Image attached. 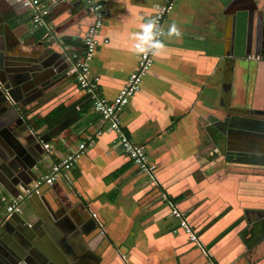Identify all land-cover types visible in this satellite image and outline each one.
Listing matches in <instances>:
<instances>
[{"label": "crops", "instance_id": "crops-1", "mask_svg": "<svg viewBox=\"0 0 264 264\" xmlns=\"http://www.w3.org/2000/svg\"><path fill=\"white\" fill-rule=\"evenodd\" d=\"M95 1L107 17L89 72L96 93L112 101L136 69L132 33L154 18L163 0ZM29 14L0 0V49L20 71L38 61L51 68L43 94L24 113L34 122L64 107L48 127L64 128L49 140L50 153L43 151V172L101 132L66 178L40 189L35 210L48 220L46 200L65 214L94 220L95 233L83 241L97 256L94 264H264V128L247 123L264 120V0H177L166 16L165 31L175 22L182 35L162 37L165 47L152 55L140 89L120 114L121 129L155 167L153 178L119 152L115 134L76 83L71 56L83 52L93 23L81 0L51 8L39 28ZM10 197L0 195V213L2 198ZM20 207L34 213L23 201ZM65 223L49 233L61 254L74 255L77 242Z\"/></svg>", "mask_w": 264, "mask_h": 264}, {"label": "water", "instance_id": "water-1", "mask_svg": "<svg viewBox=\"0 0 264 264\" xmlns=\"http://www.w3.org/2000/svg\"><path fill=\"white\" fill-rule=\"evenodd\" d=\"M8 52L0 49V195L6 193L16 197L43 173L42 145L48 143L64 127L57 126L53 130L44 124L46 132H38L40 128L34 123L30 127L26 117L28 126L25 125V129L21 128L19 121H22L27 109L30 111L33 109L32 104L43 94L47 81L43 80V77L51 68L38 61L26 71H20L23 69L18 68L21 64L6 54ZM46 79L55 81L53 76ZM28 95L32 96L26 98L27 101L32 102L25 105L24 97ZM247 123L254 124L253 128L256 130L262 131L260 127L264 128V120H247ZM249 163L262 164L257 160H251ZM39 195L40 192L38 195L32 193L23 200L34 211L31 217L21 212L3 218L0 226V264L96 263L94 257L97 256L85 249L86 244H83V241L85 242L87 237H92L96 231L94 220L91 218L84 220L80 214L73 211L65 214L66 211L58 210L55 203L51 206L43 199L48 209L47 214L44 212L48 218L46 220L33 205L43 198ZM65 221L72 238L77 242L74 255L61 254L49 233L51 227Z\"/></svg>", "mask_w": 264, "mask_h": 264}, {"label": "built area", "instance_id": "built-area-1", "mask_svg": "<svg viewBox=\"0 0 264 264\" xmlns=\"http://www.w3.org/2000/svg\"><path fill=\"white\" fill-rule=\"evenodd\" d=\"M6 1L20 8L29 10V18L34 28L43 26L51 8L57 7L58 4L63 2V0ZM176 1L177 0H163L162 4L155 8L154 19L163 29L165 18L172 11ZM81 2L91 14L93 23L83 35V52L80 55L73 54L71 56L74 61L72 73L75 75L76 83L79 88L89 96L92 111L107 122L108 129L115 134L116 138L114 143L119 152L126 156L140 171L146 173L150 178H153L155 167L149 163L144 147L131 141L120 127V114L127 105L129 99L140 89L141 80L152 65V55L146 54L139 56L135 71L130 75L126 85L112 101H107L100 97L96 93V84L90 76L89 62L94 56L98 44L97 36L103 27L107 13L95 0H81ZM103 43L106 44V40H104ZM100 134L101 132L98 131L94 134L93 138L88 137L84 142L79 143L76 148L70 149L58 162H53L47 172L38 175L26 190L21 191V194H18L16 197H10L8 201L2 198V201L5 202V209L3 213H0V226L6 215L19 214L22 212L20 205L26 197L32 193L38 195L43 186L49 187L59 178H66V174L71 167ZM42 148L46 154H49L51 151V146L48 143L43 144ZM171 214L179 220V226L189 234L190 239L195 240L194 234H192V231L183 219V214L177 209H173Z\"/></svg>", "mask_w": 264, "mask_h": 264}, {"label": "clouds", "instance_id": "clouds-1", "mask_svg": "<svg viewBox=\"0 0 264 264\" xmlns=\"http://www.w3.org/2000/svg\"><path fill=\"white\" fill-rule=\"evenodd\" d=\"M181 35L175 22L169 24L165 31L154 18H149L142 21L138 29L132 33L133 43L129 51L134 56L156 55L165 47L164 40L161 37L179 39Z\"/></svg>", "mask_w": 264, "mask_h": 264}, {"label": "trees", "instance_id": "trees-1", "mask_svg": "<svg viewBox=\"0 0 264 264\" xmlns=\"http://www.w3.org/2000/svg\"><path fill=\"white\" fill-rule=\"evenodd\" d=\"M43 34H44V31H41V35H43ZM63 108L64 107H57V108H55V110L50 111L49 114H47L42 119L34 121L35 126L37 128H39L42 125L47 124L48 127H50L51 123H56L61 118V116L63 115V112H64ZM68 113H70V111Z\"/></svg>", "mask_w": 264, "mask_h": 264}, {"label": "flooded vegetation", "instance_id": "flooded-vegetation-1", "mask_svg": "<svg viewBox=\"0 0 264 264\" xmlns=\"http://www.w3.org/2000/svg\"><path fill=\"white\" fill-rule=\"evenodd\" d=\"M26 117H27V115L25 114V116H23V118H22V121H19V123H20L19 125L21 126L22 129H25V125L28 126L26 123V119H25ZM27 119H28L29 125L31 127L32 123H34V122L32 121V119H29L28 117H27Z\"/></svg>", "mask_w": 264, "mask_h": 264}]
</instances>
